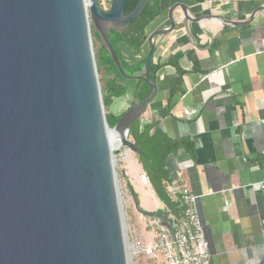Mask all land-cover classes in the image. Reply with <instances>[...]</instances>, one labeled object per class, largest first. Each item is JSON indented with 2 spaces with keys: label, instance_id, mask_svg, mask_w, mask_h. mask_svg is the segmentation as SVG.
<instances>
[{
  "label": "water",
  "instance_id": "1",
  "mask_svg": "<svg viewBox=\"0 0 264 264\" xmlns=\"http://www.w3.org/2000/svg\"><path fill=\"white\" fill-rule=\"evenodd\" d=\"M125 1L110 0L106 9L100 0H0V264H132L110 133L120 135L121 149L142 154L129 130L158 96L154 39L174 30L176 9L185 23L211 15L192 17L186 4L171 5L169 26L147 35L145 63L129 75L109 30L121 33L149 0H137L128 14ZM91 24L119 74L151 87L113 127ZM129 188L142 215L171 227L166 213L144 209Z\"/></svg>",
  "mask_w": 264,
  "mask_h": 264
},
{
  "label": "crops",
  "instance_id": "2",
  "mask_svg": "<svg viewBox=\"0 0 264 264\" xmlns=\"http://www.w3.org/2000/svg\"><path fill=\"white\" fill-rule=\"evenodd\" d=\"M176 2L192 17L211 16L185 23L176 9L174 30L155 37L152 63H164L156 74L159 91L139 121L156 123L178 142L165 160L167 192L185 187L199 195L212 264H256L264 253V0H160L146 35L169 26ZM147 46L130 47L131 64L142 61ZM126 85L133 93L124 98L133 102L136 81ZM140 194L144 209L165 208L151 184ZM139 233L146 238L144 227Z\"/></svg>",
  "mask_w": 264,
  "mask_h": 264
},
{
  "label": "trees",
  "instance_id": "3",
  "mask_svg": "<svg viewBox=\"0 0 264 264\" xmlns=\"http://www.w3.org/2000/svg\"><path fill=\"white\" fill-rule=\"evenodd\" d=\"M137 0H126L124 6V14H128L135 7ZM160 0H149L145 9L140 16L135 19L128 30H123L121 33L114 29L109 30V39L119 56V60L124 71L129 75L137 74L143 67L146 55L143 56L142 61L138 64L129 65L121 56L116 48V44L124 43L135 51L139 52L141 46L146 42L147 35L145 33L146 26L153 21L160 13ZM91 31L93 35L99 40V34L94 31L91 24ZM95 59L97 61L98 69L102 70L105 82L101 86L102 99L105 108H108L115 98L122 97L127 92V85L119 82L110 71L114 66L113 60L108 54L105 47L100 46L96 53ZM166 63L173 65L179 73L181 71L177 63L168 60ZM164 63H152V72L157 70ZM116 69V68H115ZM151 78H154L153 76ZM136 81L133 98L138 101L143 100L151 91V87L142 78ZM124 112L114 115L106 113V120L110 127H113L118 118ZM129 136L138 145L142 154L138 155V160L142 164V168L154 190L157 198L165 205L163 210L159 213L171 212L175 216H179L182 211V204L179 198L172 199L168 192L166 185L170 182L169 171L166 168L165 160L168 153L173 152L178 148L179 144L176 141L169 139L156 125V123L141 124L137 118L131 125Z\"/></svg>",
  "mask_w": 264,
  "mask_h": 264
},
{
  "label": "built area",
  "instance_id": "4",
  "mask_svg": "<svg viewBox=\"0 0 264 264\" xmlns=\"http://www.w3.org/2000/svg\"><path fill=\"white\" fill-rule=\"evenodd\" d=\"M175 191L170 190L169 196L180 199L181 214L175 216L167 211L166 220L171 227L158 217H146L147 236L133 231L132 240H128L130 253L151 264H211L209 242L196 208L199 195L185 187Z\"/></svg>",
  "mask_w": 264,
  "mask_h": 264
},
{
  "label": "rangeland",
  "instance_id": "5",
  "mask_svg": "<svg viewBox=\"0 0 264 264\" xmlns=\"http://www.w3.org/2000/svg\"><path fill=\"white\" fill-rule=\"evenodd\" d=\"M100 3L103 8L108 9L110 5V0H100ZM98 45L99 42L93 40L94 55L98 49ZM115 46L118 52L121 54L122 58L126 60V62L129 65H134L131 64L130 62L132 61L130 57H134L135 59V56H132L135 55L133 50L124 43H119L116 44ZM147 51H148V46L146 48V52H143L142 58L147 54ZM98 67L99 66L97 65L100 86H103L105 82V78L104 75L102 74V70L98 69ZM110 74H112L119 82L123 84L134 81L122 77L114 67L110 71ZM127 90L128 91L126 92L125 96L132 95L133 91L131 89L130 90L127 89ZM125 96H122V98L119 97V99L116 98L117 100H115V102L112 103L108 108L104 107L105 114L114 111L118 115L124 112L125 110H127L132 103V99L131 98L126 99L124 98ZM114 166L117 173V184L120 192L121 208H122L126 233L128 236V240L131 241L132 235H134L133 231H136V233H138L143 229L146 216L142 215L136 209L134 199L130 193L129 185L133 187L139 204L141 206L142 205L145 206V204L143 203L144 202L143 198L140 193L143 191L147 192L150 189V182L142 168V164L138 160V155L131 152L128 148L127 149L122 148V150H118L116 153H114ZM143 180L144 182L147 183H144ZM132 264H151V263L146 262L145 258L140 255H132Z\"/></svg>",
  "mask_w": 264,
  "mask_h": 264
},
{
  "label": "bare ground",
  "instance_id": "6",
  "mask_svg": "<svg viewBox=\"0 0 264 264\" xmlns=\"http://www.w3.org/2000/svg\"><path fill=\"white\" fill-rule=\"evenodd\" d=\"M110 136H111V139H112V141L114 143V146L116 148H118L119 150H122L121 149V146H120V143H119V141H120V135L118 133L114 132V131H111ZM145 181H146V179H145Z\"/></svg>",
  "mask_w": 264,
  "mask_h": 264
},
{
  "label": "flooded vegetation",
  "instance_id": "7",
  "mask_svg": "<svg viewBox=\"0 0 264 264\" xmlns=\"http://www.w3.org/2000/svg\"><path fill=\"white\" fill-rule=\"evenodd\" d=\"M94 28V27H93ZM129 29V26L125 29V30H128ZM95 31V30H94ZM96 32V31H95ZM91 38H92V44H93V40L95 41H98L99 42V45H98V48L100 47V46H102V44H101V39H100V37H99V40H97V38L93 35V33L91 34ZM206 235V234H205ZM207 237V236H206ZM208 240V239H207ZM209 242V241H208ZM209 250H210V254H211V264H212V252H211V249H210V245H209ZM213 264H214V262H213Z\"/></svg>",
  "mask_w": 264,
  "mask_h": 264
}]
</instances>
